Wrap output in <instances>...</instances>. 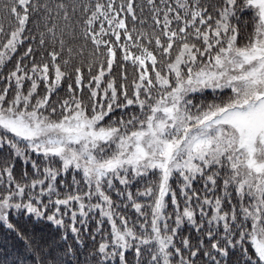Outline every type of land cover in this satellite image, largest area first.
Returning <instances> with one entry per match:
<instances>
[{"label":"snow or ice","instance_id":"obj_1","mask_svg":"<svg viewBox=\"0 0 264 264\" xmlns=\"http://www.w3.org/2000/svg\"><path fill=\"white\" fill-rule=\"evenodd\" d=\"M0 264H264V0H0Z\"/></svg>","mask_w":264,"mask_h":264},{"label":"trees","instance_id":"obj_2","mask_svg":"<svg viewBox=\"0 0 264 264\" xmlns=\"http://www.w3.org/2000/svg\"><path fill=\"white\" fill-rule=\"evenodd\" d=\"M140 2H141V0H137V3H140ZM131 71H132V69H131V67H129V69H128L129 74H131ZM188 231H189V229L185 226V228L183 230V234L186 235L188 233ZM129 258L131 259V256Z\"/></svg>","mask_w":264,"mask_h":264}]
</instances>
